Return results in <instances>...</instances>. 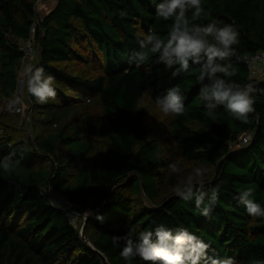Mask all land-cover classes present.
<instances>
[{
    "label": "trees",
    "instance_id": "16d2710c",
    "mask_svg": "<svg viewBox=\"0 0 264 264\" xmlns=\"http://www.w3.org/2000/svg\"><path fill=\"white\" fill-rule=\"evenodd\" d=\"M36 1L0 0V107L19 96L20 44L33 35ZM160 2L58 0L40 17L33 65L54 77L57 95L39 104L26 84V117L0 111V160L12 151L19 160L0 167V264H129L112 237L158 225L186 228L210 245L209 255L237 264L264 260V218L249 216L238 199L252 188L250 198L264 206V77L252 78L246 62L264 50V0H202L210 15L196 21L239 32L234 47L242 59L231 58V79L256 89L247 124L223 106L207 113L199 65L190 62L173 77L156 55L140 67L129 63L149 31L166 38L172 21L156 16ZM173 86L185 111L166 116L155 100ZM247 132L251 142L232 151ZM172 162L183 176L171 173ZM196 167L208 169L206 190L219 187L209 217L174 195L178 180ZM61 197L82 223L69 220ZM130 264L145 262L135 257Z\"/></svg>",
    "mask_w": 264,
    "mask_h": 264
},
{
    "label": "clouds",
    "instance_id": "9594fccd",
    "mask_svg": "<svg viewBox=\"0 0 264 264\" xmlns=\"http://www.w3.org/2000/svg\"><path fill=\"white\" fill-rule=\"evenodd\" d=\"M39 4L36 1L38 20ZM189 11L192 13L191 18L187 15ZM209 15L202 0H161L156 6V16L164 21H172L166 38L149 31L139 41L140 51L133 53L129 63L140 67L148 61L149 54L156 55L157 62L172 70L173 77L187 72L190 62L199 65V99L207 113L212 115L217 108L223 106L232 118L247 124L249 115L255 112L253 93L256 89L251 84L242 85L231 79L236 75L232 70L231 58L242 59L234 47L239 44V32L232 24L220 26L222 22L218 23L216 20L207 24L196 23ZM224 61L229 63H223ZM23 71L28 93L35 97L37 103L46 104L56 98L54 77L46 75L42 66L28 64ZM15 103H19V100ZM155 103L166 116H179L185 111L184 96L178 86L166 89L156 97ZM22 116L26 117V114ZM16 155V151L8 153L0 160V167L8 170L13 164H18L19 160L14 159ZM168 167L174 175L183 176V170L177 162L170 163ZM207 171L206 167H196L186 177L179 179L174 187V195L186 202L194 201L195 207L204 217L210 216L219 199L218 186L206 190ZM252 196L253 189L245 188L239 192L238 199L249 216L264 218V206L251 199ZM87 214L90 215L91 212ZM96 218L103 219L101 216ZM112 244L114 247L123 245L120 256L129 264L135 257H139L145 264H237L232 257L209 255L210 245L183 227L171 229L158 225L138 234L131 229L123 236L112 237ZM247 264H264V260L253 258Z\"/></svg>",
    "mask_w": 264,
    "mask_h": 264
},
{
    "label": "built area",
    "instance_id": "2783aa9c",
    "mask_svg": "<svg viewBox=\"0 0 264 264\" xmlns=\"http://www.w3.org/2000/svg\"><path fill=\"white\" fill-rule=\"evenodd\" d=\"M44 0H37V4L42 2ZM39 23V20L37 19L36 22L33 25L32 28V37H30L27 40H24L21 42L20 49L23 53L22 58V64L24 67L26 63L30 60V58L35 54L36 45L34 40V33L36 31V27ZM246 62L248 64V67L250 69L251 77L256 78L257 76L262 75L264 77V50L258 52L254 56H247ZM19 100V103H15L16 100ZM4 109L10 113H17V114H23L24 113V107L22 104V101L20 100V97L17 95L16 98L5 100L4 102ZM252 140V133L247 132L244 133L239 137V139L231 144V148L237 147L241 148L245 145H248ZM64 204H62V208L65 210L67 217L70 221L75 222L77 220V216H80L79 212L75 209L73 203L64 198L61 197Z\"/></svg>",
    "mask_w": 264,
    "mask_h": 264
},
{
    "label": "rangeland",
    "instance_id": "374dc122",
    "mask_svg": "<svg viewBox=\"0 0 264 264\" xmlns=\"http://www.w3.org/2000/svg\"><path fill=\"white\" fill-rule=\"evenodd\" d=\"M41 9V8H40ZM35 60H36V54H35V56H33L32 57V59L30 60V62L29 63H26L25 64V66L26 65H28V64H34L35 63ZM24 66V67H25ZM24 67L22 68V70H21V72H20V79H19V88H21V90H20V93H19V96H20V100L22 101V104H23V107H24V109H25V112H26V110H28L29 108H30V103H29V100L27 99V95H26V92H25V88H26V83H25V74H24V71H23V69H24ZM255 76V75H254ZM254 76H252V77H254ZM256 78H259L260 80H262L263 79V76L262 75H260V76H257ZM4 102H5V100L3 101V103H2V105H1V107H0V111H2V112H7L5 109H4ZM23 113V114H19V115H21V117L22 118H24L22 115H25L26 113ZM9 113V112H8ZM242 148V147H241ZM237 149V147H234V148H231V150L232 151H237L236 150ZM240 148H238V150H239ZM56 203H58V202H56ZM81 217V216H80ZM81 218H78L77 220H76V222H79L80 221V223H82V221L80 220ZM84 221V220H83Z\"/></svg>",
    "mask_w": 264,
    "mask_h": 264
},
{
    "label": "crops",
    "instance_id": "0c3cea01",
    "mask_svg": "<svg viewBox=\"0 0 264 264\" xmlns=\"http://www.w3.org/2000/svg\"><path fill=\"white\" fill-rule=\"evenodd\" d=\"M57 1L58 0H46L42 3H40L37 7L39 16L43 17V16L47 15L54 8Z\"/></svg>",
    "mask_w": 264,
    "mask_h": 264
},
{
    "label": "water",
    "instance_id": "95a60500",
    "mask_svg": "<svg viewBox=\"0 0 264 264\" xmlns=\"http://www.w3.org/2000/svg\"><path fill=\"white\" fill-rule=\"evenodd\" d=\"M85 224L86 223L84 222V224L82 226V229H81V234H82L83 239H85L86 241H88V239L86 237V233H85Z\"/></svg>",
    "mask_w": 264,
    "mask_h": 264
}]
</instances>
